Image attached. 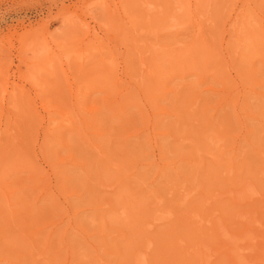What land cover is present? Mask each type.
<instances>
[{
    "label": "rangeland",
    "instance_id": "rangeland-1",
    "mask_svg": "<svg viewBox=\"0 0 264 264\" xmlns=\"http://www.w3.org/2000/svg\"><path fill=\"white\" fill-rule=\"evenodd\" d=\"M263 37L264 0H0V264H264Z\"/></svg>",
    "mask_w": 264,
    "mask_h": 264
},
{
    "label": "bare ground",
    "instance_id": "bare-ground-1",
    "mask_svg": "<svg viewBox=\"0 0 264 264\" xmlns=\"http://www.w3.org/2000/svg\"><path fill=\"white\" fill-rule=\"evenodd\" d=\"M243 16V15H242ZM234 19V18H233ZM235 20V19H234ZM178 23H176V22H173L172 23V25H171V28L173 29H176V28H178ZM238 27V26H237ZM240 29V28H239ZM165 30V29H164ZM238 31V30H237ZM200 32V31H199ZM264 38V37H263ZM240 40V39H239ZM197 47V46H196ZM183 50H184V48H183ZM193 50V49H192ZM212 50V49H211ZM190 51V50H189ZM179 52V51H178ZM155 53V52H154ZM187 53V52H186ZM191 53V52H190ZM196 54V53H195ZM177 55V54H176ZM181 56H183V55H181ZM178 57H179V55H178ZM208 57H210V56H208ZM223 61V60H222ZM112 70V69H111ZM115 72V71H114ZM102 75V74H101ZM235 82V81H234ZM234 84V83H233ZM57 99V98H56ZM117 101V100H116ZM36 136V135H35ZM214 139V138H213ZM210 140H212V135L210 136ZM213 141V140H212ZM47 185V184H46ZM48 186V185H47ZM46 186V187H47ZM45 189V188H44ZM47 189V188H46ZM49 193V192H48ZM255 194V195H254ZM254 194H252L254 197H256V194L257 193H255L254 192ZM260 194V193H259ZM260 196V195H259ZM125 197H127V196H125ZM221 197V196H220ZM122 199L123 198H121V202H122ZM127 198H125V200H123V202L121 203H119L120 204V207L118 206V208H119V214H118V221H121L122 223H126V224H129V223H131V221L132 220H130V218L132 217L131 215H133V213H132V209L134 208L133 207V204H132V201L131 200H126ZM234 199V198H233ZM119 202V201H118ZM140 210V209H139ZM142 210V209H141ZM134 211V210H133ZM137 212V211H136ZM142 212V211H141ZM118 213V212H117ZM135 214V213H134ZM138 214V213H137ZM137 214H135V215H137ZM134 215V216H135ZM197 216H195V218H196ZM133 218V217H132ZM194 218V219H195ZM199 218V217H198ZM202 218V217H201ZM116 219V218H115ZM193 219V218H192ZM200 219V218H199ZM134 220H135V218H134ZM133 220V221H134ZM201 221H202V219H200ZM200 221V222H201ZM135 222V221H134ZM197 222V221H196ZM136 223V222H135ZM133 224V223H132ZM134 226V225H133ZM216 227V226H215ZM216 229V228H215ZM217 230V229H216ZM219 230V229H218ZM221 230H224L223 231V237H224V239L225 240H229L232 236H230L228 233H227V231L225 230V229H222V227H221ZM137 232V231H136ZM222 233V232H221ZM168 234V233H167ZM217 234H218V232H217ZM137 235V234H136ZM220 235V234H219ZM201 236V235H200ZM221 237H222V235H221ZM240 238H236V239H233V241L230 243L231 245H233L232 247H230L231 249H229L227 246H225V248L224 249H229V250H227V251H230V250H232L233 252L232 253H230V255L231 254H233L234 253V255H233V258H234V262L232 263V264H250V262L251 261H248L247 260V258L248 257H246V253H245V251L246 250H249V251H252L251 250V248L253 249V251H254V247H253V243L254 242H256V239H257V237L255 236V235H253V234H247V235H245V236H239ZM134 239V238H133ZM223 241V240H222ZM246 242H248L250 245H249V249L248 248H244V246H242V243H246ZM153 246V243L152 242H148L147 244H146V246H145V250H147V251H149L150 249H151V247ZM227 247V248H226ZM221 249V248H220ZM176 251V250H175ZM179 251V250H178ZM183 251V250H182ZM252 251V252H253ZM142 252H143V250H142ZM228 253V252H227ZM137 254V253H136ZM147 252L145 251L144 253H138L136 256H135V258L133 259V261L135 262V264H148V256H147ZM232 256V255H231ZM205 259V258H204ZM203 259V260H204ZM209 258H207V260H206V263H208L209 262V260H208ZM231 263V262H230ZM202 264V263H201Z\"/></svg>",
    "mask_w": 264,
    "mask_h": 264
}]
</instances>
